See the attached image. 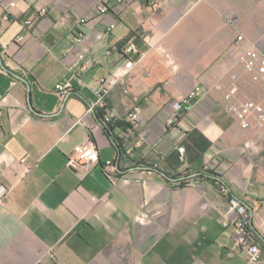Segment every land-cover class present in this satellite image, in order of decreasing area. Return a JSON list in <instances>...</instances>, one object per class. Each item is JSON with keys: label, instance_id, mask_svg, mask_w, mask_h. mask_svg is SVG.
Returning <instances> with one entry per match:
<instances>
[{"label": "crops", "instance_id": "1", "mask_svg": "<svg viewBox=\"0 0 264 264\" xmlns=\"http://www.w3.org/2000/svg\"><path fill=\"white\" fill-rule=\"evenodd\" d=\"M103 1L1 0L0 264H251L235 225H224L237 219L231 198L247 206L264 264V134L228 109L264 105L243 58L252 45L264 55V0H106L101 15ZM103 79L117 116L138 115L118 162L88 112ZM197 87L169 126L174 102ZM89 139L99 161L69 168ZM206 168L218 177L186 187L163 175Z\"/></svg>", "mask_w": 264, "mask_h": 264}, {"label": "built area", "instance_id": "2", "mask_svg": "<svg viewBox=\"0 0 264 264\" xmlns=\"http://www.w3.org/2000/svg\"><path fill=\"white\" fill-rule=\"evenodd\" d=\"M119 2H123L124 0H117ZM1 5V0H0ZM15 3H10V6H14ZM98 12L101 15L107 14L108 12V2L104 0L100 7L98 8ZM47 13V9L43 8L40 11L41 15H45ZM88 21L87 18H81L78 20L80 25H84ZM114 27L112 24L109 27V31ZM84 39L83 33L80 31L77 40L81 43ZM18 41H22L23 37H18ZM244 37L240 36L238 41H243ZM137 49L132 46L129 47L126 53H136ZM244 63L245 69L247 73L251 75V78L254 82H263L264 87V55L260 52L256 45H252L249 49H247L244 53ZM135 63L132 60H128L125 64L124 75H129V73L134 68ZM113 82L108 79H103L99 83V87L96 91L97 99L96 101L89 107L88 112H97L99 110L105 111V123L112 122L113 120H127L136 126L138 121V115L135 110L129 111L126 116L120 117L113 111V109L108 108L109 102L108 99L113 90ZM71 87L69 84H61L58 87V91L62 98H65L70 91ZM233 89L232 92H234ZM203 89L201 87H197L195 90L191 91L188 96L180 97L173 104L174 115L169 118L168 125L173 126L178 115L181 112L187 111L192 107V102L196 99L201 93ZM228 100L231 98V94H228L226 97ZM229 111L238 119L241 124V127L245 130L250 129L253 124L257 125L261 133L264 134V105L260 103H256L254 101H244L236 104L228 105ZM80 122V121H79ZM247 146L250 148L251 143H247ZM131 152V151H130ZM129 152V153H130ZM180 159L182 161L185 160V149L180 148ZM99 161V150L97 145L92 139H89L86 143L77 148V150L69 157L68 159V167L73 170L78 169H90ZM106 166H111L113 168V172H117V168L114 167V163L112 161H108ZM157 166H153V168L148 169L149 172L154 171ZM205 171H210L206 168ZM8 188L0 183V204H2L4 196L7 194ZM235 212L237 214V219L231 222L229 219L225 221V227H228L230 224H234L236 227L237 244L245 249L248 254V259L251 264L259 263L263 258V251L260 245L256 244V242L252 239L251 227H250V214L247 206L243 204L240 200L236 198H231L229 213Z\"/></svg>", "mask_w": 264, "mask_h": 264}, {"label": "trees", "instance_id": "3", "mask_svg": "<svg viewBox=\"0 0 264 264\" xmlns=\"http://www.w3.org/2000/svg\"><path fill=\"white\" fill-rule=\"evenodd\" d=\"M108 108L111 109L110 106ZM97 118L100 121L105 133L110 136L112 139L113 144L117 147L118 149V156L116 161H120L123 158V155L129 156L128 152L126 149H124V144H125V139L122 134H127L130 131H133L135 129V125L132 124L131 122L127 120H113L112 122L105 123V111L104 110H99L96 112ZM153 168V166H149L146 169ZM156 170V169H155ZM201 174L197 177H189L192 172L190 170L184 171L177 173L175 175H167V179L169 180L170 183H173L179 187H186L190 185V183L197 178H217L218 175L214 173L213 171H198Z\"/></svg>", "mask_w": 264, "mask_h": 264}, {"label": "water", "instance_id": "4", "mask_svg": "<svg viewBox=\"0 0 264 264\" xmlns=\"http://www.w3.org/2000/svg\"><path fill=\"white\" fill-rule=\"evenodd\" d=\"M0 61L2 62V59H0ZM16 77H18L19 79L25 80V79L22 78L21 76L16 75ZM200 174H201L200 172H195V173H192L189 177L194 178V177L199 176ZM163 175H164L165 177H167V175H166L165 173H163Z\"/></svg>", "mask_w": 264, "mask_h": 264}]
</instances>
